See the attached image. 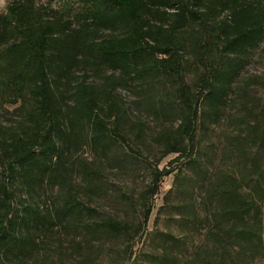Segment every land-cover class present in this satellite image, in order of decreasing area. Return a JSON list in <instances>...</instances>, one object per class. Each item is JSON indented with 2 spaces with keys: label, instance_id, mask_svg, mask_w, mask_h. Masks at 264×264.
Segmentation results:
<instances>
[{
  "label": "trees",
  "instance_id": "16d2710c",
  "mask_svg": "<svg viewBox=\"0 0 264 264\" xmlns=\"http://www.w3.org/2000/svg\"><path fill=\"white\" fill-rule=\"evenodd\" d=\"M62 8L19 0L0 16V264H39L49 234L83 237L89 256L101 253L94 242L118 239L120 260L132 258L175 172L164 201L176 233H155L138 261L262 264L264 108L243 73L264 46V0ZM146 164L137 199L105 181ZM95 197L141 222L99 217Z\"/></svg>",
  "mask_w": 264,
  "mask_h": 264
},
{
  "label": "rangeland",
  "instance_id": "374dc122",
  "mask_svg": "<svg viewBox=\"0 0 264 264\" xmlns=\"http://www.w3.org/2000/svg\"><path fill=\"white\" fill-rule=\"evenodd\" d=\"M14 1L19 0H0V16L8 13V7ZM64 4L69 5L70 0H36V5L40 7H46L54 10L64 9ZM72 6L79 9L76 2L71 3ZM263 47L256 50L252 56L249 64L247 65L243 78L246 79L247 83L250 85L251 95L257 99L255 102L258 103L259 111L264 108V53ZM238 100L232 107V112L234 114L241 113V105L238 106ZM13 108H9L11 112ZM1 113V110H0ZM10 118L9 114L4 113L3 119L6 121ZM84 158L88 162L95 161V157L86 149L84 152ZM177 156L173 155L166 160H164L160 168H170V164ZM149 165L146 164V168H142L135 175H123L117 172H112L107 170L105 181L114 194L118 196L121 194H128L133 199H137L139 193H141L150 182ZM176 173V172H175ZM175 173L165 177L161 183L160 191L154 199V209L150 220L145 228L144 234H140L135 242L133 243L134 255L130 259H125L121 261L116 250L123 248L121 247L120 240L113 238H104L99 243L94 242L96 246L101 249L99 255H88L82 247H84V238L76 237L74 235H58L49 234V237L45 239V244L40 248L39 264H90L93 260V264H141L142 261H138V257L142 253H151L153 248L157 244L156 234L158 232L162 233H176L175 226L172 222V217L170 215V209L168 208L167 202L164 201L165 195L172 189L175 181ZM136 197V198H135ZM122 198V196H121ZM51 201H47L50 204ZM163 206H166L163 208ZM92 207L99 211V217L101 218H124L127 221L135 222L136 224L141 222L138 216L135 217L134 214H128L124 212L121 205L113 203L105 198L93 199ZM90 257V258H89ZM90 260V261H89ZM264 264V262L262 263Z\"/></svg>",
  "mask_w": 264,
  "mask_h": 264
}]
</instances>
